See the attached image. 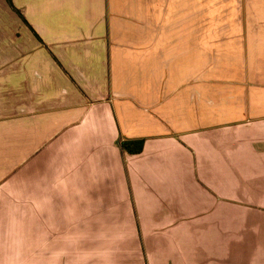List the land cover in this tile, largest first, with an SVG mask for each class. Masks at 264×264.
I'll use <instances>...</instances> for the list:
<instances>
[{
  "label": "crops",
  "instance_id": "0c3cea01",
  "mask_svg": "<svg viewBox=\"0 0 264 264\" xmlns=\"http://www.w3.org/2000/svg\"><path fill=\"white\" fill-rule=\"evenodd\" d=\"M0 264H264V0H0Z\"/></svg>",
  "mask_w": 264,
  "mask_h": 264
},
{
  "label": "trees",
  "instance_id": "16d2710c",
  "mask_svg": "<svg viewBox=\"0 0 264 264\" xmlns=\"http://www.w3.org/2000/svg\"><path fill=\"white\" fill-rule=\"evenodd\" d=\"M6 2L10 4V0H6ZM141 144V140L121 141L119 147L129 154H137L141 150Z\"/></svg>",
  "mask_w": 264,
  "mask_h": 264
}]
</instances>
